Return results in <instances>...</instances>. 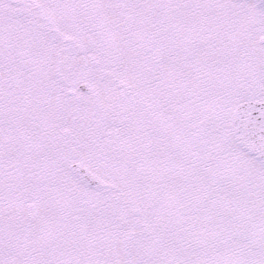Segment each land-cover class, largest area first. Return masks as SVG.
<instances>
[{
    "label": "snow or ice",
    "instance_id": "obj_1",
    "mask_svg": "<svg viewBox=\"0 0 264 264\" xmlns=\"http://www.w3.org/2000/svg\"><path fill=\"white\" fill-rule=\"evenodd\" d=\"M0 264H264V0H0Z\"/></svg>",
    "mask_w": 264,
    "mask_h": 264
}]
</instances>
